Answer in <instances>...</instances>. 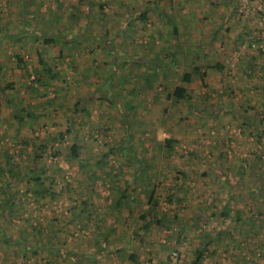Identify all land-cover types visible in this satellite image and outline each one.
<instances>
[{"label":"rangeland","instance_id":"obj_1","mask_svg":"<svg viewBox=\"0 0 264 264\" xmlns=\"http://www.w3.org/2000/svg\"><path fill=\"white\" fill-rule=\"evenodd\" d=\"M155 1L176 34L156 9L135 17ZM89 2L0 0V234L32 246L28 224L41 228L24 257L0 239V264H193L201 244L197 264H264V0ZM164 57L184 66L161 81ZM189 62L205 75L183 83ZM34 166L43 187L25 184Z\"/></svg>","mask_w":264,"mask_h":264},{"label":"trees","instance_id":"obj_2","mask_svg":"<svg viewBox=\"0 0 264 264\" xmlns=\"http://www.w3.org/2000/svg\"><path fill=\"white\" fill-rule=\"evenodd\" d=\"M57 2L60 4L61 2H62V4H63V2H66L67 4H71L70 3V0H67V1H65V0H57ZM157 1H155V2H153V4L151 5V6H145L144 8H143V10L141 11V12H139V13H137L136 14V18L137 19H139V20H142V21H145V20H147V12H149V11H151L152 9H156V10H158V14L159 15H161V16H163V17H165L166 19H167V21L166 22H168V24H172L173 26H171V27H173V32L176 34L177 33V31H178V29H177V27H175V25L176 24H174V23H172L171 21H169V19L171 18V19H174L175 18V13H173L174 14V16L172 15V17H171V15H168V13L165 11V10H163V6L162 5H160V4H158V3H156ZM165 2V3H164ZM87 3L89 4L90 2H89V0H87ZM163 3V5L164 4H167V5H169V9H170V11H172L173 12V6H171V3H172V0H161V4ZM73 4V6L75 5V3H72ZM64 5V4H63ZM101 5H99V7H100ZM128 21L129 20H126L124 23H125V25H127L128 24ZM239 30H241L240 28H239ZM215 31V30H214ZM215 33V32H214ZM214 33H213V35H212V37L214 36ZM44 39V38H43ZM259 39H261L260 37H258V38H255V39H251L250 40V42L247 44V47L248 48H250L251 46L252 47H255V49H258L256 46H255V44H257V40H259ZM44 43H49V42H51V43H53V38L52 37H50V36H48L47 38H45L44 40ZM256 42V43H255ZM61 54H59L58 56H60ZM250 56H252L251 58H254V51H253V53H251L250 54ZM172 57H173V59L174 58H176L175 57V54L174 55H172ZM165 59H163V62L162 63H156V64H153V66L155 67V68H157V67H160V69L162 68V66L163 65H165V66H167V70H168V73L167 72H165L162 76H163V81H165V80H167L168 78H166L168 75H169V71L171 70L170 69V63L169 62H171V66H175V65H177V67H180L181 65H180V63H178V64H174V63H172V61H169V60H171V59H167V57H164ZM37 61H38V64L41 66V68L43 69H47V67H46V63L44 62V60L42 59V56H41V53L40 52H37ZM155 62V61H154ZM182 62V61H181ZM174 64V65H173ZM139 67H141L140 65H141V62H139L138 64H137ZM183 65V64H182ZM184 66V65H183ZM216 67H217V69H221V68H223L224 67V64L223 63H217L216 64ZM159 69V70H160ZM47 71V70H46ZM52 75V74H51ZM205 74H204V72L203 71H201L200 70V67L198 66V64H194V62H189L188 63V68L184 71V72H182L181 73V76H180V79H181V81L183 82V83H189V82H191V81H193V80H195L196 78H198V79H202V77L204 76ZM144 83V82H143ZM145 83H146V85H145V93L147 94H155L156 95V93H157V86H155V90L154 89H151V88H149L150 86H148L147 85V83H148V81H147V79H145ZM144 83V84H145ZM167 84H164V83H162V88L163 89H165L167 86H166ZM4 89V87H0V91H2ZM155 91V92H154ZM186 88H185V86H183V85H181V84H178V85H174L173 87H172V89H171V91L168 93L167 92V95L171 98V99H173L174 101H178V100H180V99H183V98H185V96H186ZM87 98L88 99H91L92 98V96H87ZM27 115H29V114H27ZM12 118H14L13 120H14V122H16V124L17 125H19V124H21V122H22V120H23V117L22 116H17V114H15V113H13V115H12ZM259 119H261L260 117H259ZM17 133V132H16ZM175 141L176 140H174V139H172V138H164L163 140H162V143H160L159 145L161 146V147H159L160 148V150H161V154L160 155H162V157L163 158H168L170 155H171V153L172 152H174V144H175ZM43 148H44V146H42ZM23 149V148H22ZM21 149V150H22ZM31 153H29V157H30V160H32V161H34V162H36V161H38L39 160V158H40V156H41V154H40V151H42L41 149H40V146H38V145H34L33 143H32V147H31ZM72 156L73 157H75L76 156V153H75V149L74 148H72ZM20 153V152H19ZM1 156H3V165H5V169H4V171H5V175H7L6 176V179L7 180H9V179H15V180H19L20 179V176H19V171H18V169L16 168V165L14 164V165H11L10 167L8 166V164L9 163H11V162H9L10 160H9V156L5 153V152H3V154L1 153ZM12 164V163H11ZM3 166H1L0 168H1V170H3V168H2ZM149 168L151 167V165H149L148 166ZM36 169H38V171H39V174H36L35 175V172H33V171H37ZM30 173H28L27 174V176H29V177H27V176H25V177H27V179L25 180V184H34V183H36L37 181H39V185L40 186H42V184L40 183V179H41V170H40V168L39 167H37V166H34L33 168H31L30 170H28ZM182 173V172H181ZM183 175V174H182ZM139 177L141 178V173H140V175H139ZM27 181V182H26ZM147 185H149V181H144ZM43 187V186H42ZM33 191L34 192H40L41 193V191L42 192H46L47 191V188H44L43 190H35L34 188H33ZM1 193H2V191H1ZM152 193H153V187L151 186L150 188H149V197H151V195H152ZM8 196V195H7ZM3 203H6V202H3ZM1 204V203H0ZM15 204V201H10V202H8V206H7V209H6V211L7 212H11V207L13 206ZM1 207V206H0ZM6 208V207H5ZM113 208H114V211H118L119 209H121L122 207H121V199L119 198V195L116 197V199L113 201ZM128 208V207H127ZM130 208H128V210H129ZM144 216L141 214L140 215V218H143ZM153 218H154V220H156L157 221V216H155V215H153L152 216ZM29 225V229H30V235L28 236V239H29V242H31L33 245L32 246H30L28 243H27V240L26 239H24L22 236L20 237V238H17V237H10V236H6L5 234H0L1 236H0V239H2L3 241H5L8 245H10V247L12 246H15V245H17V246H19L20 248H19V253H20V257H24V255L26 254V253H28L29 252V250H31V248L33 249V251H36V249H37V246L39 247V242L36 240V237H37V235L38 234H40L41 233V228L40 227H38V226H32L31 224H28ZM1 228H2V225H1V223H0V230H1ZM111 231V230H110ZM107 233H108V230L106 229L104 232H103V234H102V240L103 241H105V237L107 236ZM11 247V248H12ZM203 245L201 244V247L200 248H197L195 251H194V260H193V264H197L199 261H200V259L202 258V251H203ZM129 257H131V259H132V256H129ZM21 264H23V263H21Z\"/></svg>","mask_w":264,"mask_h":264},{"label":"crops","instance_id":"obj_3","mask_svg":"<svg viewBox=\"0 0 264 264\" xmlns=\"http://www.w3.org/2000/svg\"><path fill=\"white\" fill-rule=\"evenodd\" d=\"M247 31V30H246ZM228 42V41H227ZM214 44H213V47H216V48H218V50L219 49H222V48H224V47H229V45H231V42H228V44H225L224 42H223V44H221L220 42H217V41H215V42H213ZM235 48H238L239 47V45H236V46H234ZM241 47V46H240ZM249 58H251V57H249ZM152 61V60H151ZM170 61V60H169ZM214 66H212V69H211V72L212 71H214V70H216V71H221V70H223L224 69V67H225V61H223L222 60V56H221V54L220 53H218V57H215L214 58ZM177 62L178 63H180V65L182 66V62H180L179 60H177ZM217 63H223L224 64V67L223 68H221V69H217V67H216V64ZM238 64H239V62H238ZM170 65H172L171 64V62H170ZM240 67H243V65H241ZM160 67H157L156 68V70L158 71V77H157V79L159 78L161 81H163L164 79H163V74L165 73V72H167L168 73V70H167V66H165V65H163L162 66V68L160 69ZM241 72H242V69H239ZM244 70V69H243ZM175 72V74H179L180 72L178 71V70H175L174 71ZM173 72L170 70L169 71V75L168 76H170L171 74H172ZM167 76V77H168ZM166 77V78H167ZM184 86V85H183ZM158 89H160V87H157V90ZM89 96H92L93 98H94V100H95V96L92 94V95H89Z\"/></svg>","mask_w":264,"mask_h":264}]
</instances>
